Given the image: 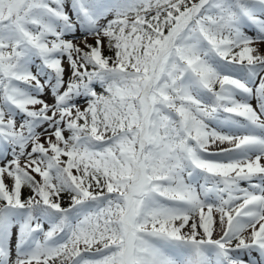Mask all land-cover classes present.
<instances>
[{
	"label": "snow or ice",
	"instance_id": "6c2138e0",
	"mask_svg": "<svg viewBox=\"0 0 264 264\" xmlns=\"http://www.w3.org/2000/svg\"><path fill=\"white\" fill-rule=\"evenodd\" d=\"M0 264H264V0H0Z\"/></svg>",
	"mask_w": 264,
	"mask_h": 264
}]
</instances>
